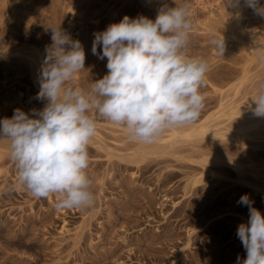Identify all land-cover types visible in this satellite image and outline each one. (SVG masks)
Listing matches in <instances>:
<instances>
[{
    "label": "rangeland",
    "instance_id": "1",
    "mask_svg": "<svg viewBox=\"0 0 264 264\" xmlns=\"http://www.w3.org/2000/svg\"><path fill=\"white\" fill-rule=\"evenodd\" d=\"M181 2H16L11 17H0V119L12 117L17 108L28 113L44 107L45 101L36 99L30 61L38 57L42 65L51 44L48 27L60 25L81 42L85 69L70 83L87 90L108 71L107 58L92 54L94 33L125 15L155 19L160 7ZM190 4L187 54L210 64L199 119L175 138L165 131L154 143L143 144L90 113L97 131L86 172L94 181L95 202L86 209H57L55 196L34 197L16 186L15 163L8 150L0 154V264H237L238 257L246 258L236 233L248 219V208L237 202L247 193L264 213V118L246 109L264 81V67L246 49L259 37L264 18L243 0L238 9L226 8L225 0ZM213 35L225 37L223 56L210 44ZM242 76L241 90L230 89ZM222 106L239 115L218 119L214 114ZM202 125L214 139L192 137ZM0 144L8 147L9 141L0 139Z\"/></svg>",
    "mask_w": 264,
    "mask_h": 264
},
{
    "label": "clouds",
    "instance_id": "2",
    "mask_svg": "<svg viewBox=\"0 0 264 264\" xmlns=\"http://www.w3.org/2000/svg\"><path fill=\"white\" fill-rule=\"evenodd\" d=\"M241 2L225 0V7L238 9ZM243 5L264 18L261 0H243ZM190 8V0H182L175 7H160L155 19L125 15L94 33L92 54L107 58L108 71L87 90L70 83L85 69L81 42L60 25L48 27L51 44L45 49L36 95L44 107L28 113L17 108L12 117L0 119V139L9 141V157L18 172L16 186L34 197L55 196L57 209H86L95 202L94 181L86 172L88 148L97 131L90 113L121 126L130 140L143 144L199 119L210 64L187 54L193 28ZM210 44L223 56V35H213ZM258 59L264 67V52ZM255 91L250 97L255 106L249 108L264 118V81ZM237 203L248 208V219L236 233L246 258L238 257L237 264H264V213L247 193Z\"/></svg>",
    "mask_w": 264,
    "mask_h": 264
},
{
    "label": "bare ground",
    "instance_id": "3",
    "mask_svg": "<svg viewBox=\"0 0 264 264\" xmlns=\"http://www.w3.org/2000/svg\"><path fill=\"white\" fill-rule=\"evenodd\" d=\"M21 0H0V17L1 16H3V14L5 15V14H8V12H10L11 13V8L13 7V6H17L16 5V2H17V4H19V2H20ZM24 5V4H23ZM19 7H21V5L19 6ZM19 7H17V9H19ZM21 8H24V7H21ZM20 8V9H21ZM20 9H19V11H20ZM10 10V11H9ZM23 10V9H22ZM18 11V12H19ZM9 13V14H10ZM8 14V15H9ZM15 16H20V15H17V14H14ZM14 16V17H15ZM10 17H11V14H10ZM30 17V16H29ZM2 18V17H1ZM0 18V19H1ZM9 18V17H8ZM17 18V17H16ZM16 18H14V19H16ZM10 20V19H9ZM12 20V19H11ZM226 50H227V48H226ZM246 52L248 53V55H250V56H253L254 58H257L258 57V54L260 53V52H264V24H262L261 26H260V29H259V37L257 38V39H255V41L252 43V45L249 47V48H247L246 49ZM30 63H31V67H32V73H31V75H32V77H33V80H34V82H35V84H36V86L39 88V82H38V78H39V72H40V68H41V66H40V61H39V59H38V57H33L32 59H31V61H30ZM245 75V74H244ZM76 77V76H75ZM75 77H74V79H75ZM246 78V76H242V80L239 82V83H237V84H234V85H232L231 87H230V89H235L236 90V92L237 91H240L241 90V86H242V84H243V82L245 81V78ZM241 78V77H240ZM248 80V79H247ZM246 83V82H245ZM244 86V85H243ZM244 90V89H243ZM234 91V90H233ZM235 92V91H234ZM238 94V93H237ZM249 101V100H248ZM251 101V100H250ZM249 101V102H250ZM251 104V106L252 107H254L255 105H254V103L253 102H250V103H248L247 104V108L246 109H250L249 108V105ZM242 107V106H241ZM239 109V108H238ZM242 111V110H241ZM239 112H240V110H239ZM243 112V111H242ZM241 112V113H242ZM241 113H240V116H241ZM251 113V112H250ZM217 114V115H216ZM216 114H214V116H216L218 119L220 118V119H223V117H228V118H232V117H234V116H238L239 115V113H238V111L237 110H234V109H231V107H230V109H226V106H222L218 111H217V113ZM242 117V116H241ZM213 119L215 118V117H212ZM211 118V119H212ZM216 118V119H217ZM235 118V117H234ZM212 119V120H213ZM246 126V125H245ZM247 128L249 127V126H246ZM245 127V128H246ZM186 128V126H181V127H173V128H170V129H168V130H166V133H165V135L168 137V138H175L176 136H179L178 134H179V132H181L182 130H184ZM209 130V129H208ZM207 130V128H205V126L204 125H202V126H200V127H198L196 130H195V132H194V134L192 135V137H195L196 139L197 138H199V137H202L203 138V136L204 137H208V138H211L214 134L211 132V131H208ZM165 132V131H164ZM245 133H246V131H244ZM183 138H184V141L185 140H188V138L190 137V136H188V135H184V136H182ZM213 139L215 138L214 136L212 137ZM208 140H210V139H208ZM6 150H8V147L7 146H5L4 144H0V154H3ZM152 151V153H153V149L152 150H150V152Z\"/></svg>",
    "mask_w": 264,
    "mask_h": 264
}]
</instances>
